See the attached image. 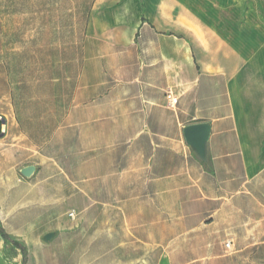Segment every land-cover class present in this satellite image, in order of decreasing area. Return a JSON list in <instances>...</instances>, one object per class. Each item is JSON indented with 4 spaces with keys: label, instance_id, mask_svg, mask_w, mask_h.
Segmentation results:
<instances>
[{
    "label": "crops",
    "instance_id": "0c3cea01",
    "mask_svg": "<svg viewBox=\"0 0 264 264\" xmlns=\"http://www.w3.org/2000/svg\"><path fill=\"white\" fill-rule=\"evenodd\" d=\"M238 2L244 6L251 0H94L88 37L114 47L135 44L141 57L133 95L138 109L117 116L147 121L142 129H133L130 142L134 150L143 145L139 151L148 153L147 168L156 174L131 181L117 177L121 198L116 215L134 217L118 225L123 232L118 243H108L106 236L105 243L60 240L50 245L42 237L52 231L40 235L39 228L29 241L24 232L43 214L30 220L0 211L2 228L10 236L0 235V264H29L28 258L41 264L48 261L45 256L53 264H166L172 254L170 237H162L164 243H125L124 233L171 232L174 214L193 221L208 214L227 216L231 228L259 233L260 242L245 248L259 244L264 255V15L239 21ZM111 50L102 57L119 55ZM173 92L179 105L170 111L166 94ZM166 115H174L175 123ZM195 123L211 126L204 159L179 138L185 126ZM68 194L60 205H70V210L57 208L51 215L53 232H65L74 219L90 226L100 223L102 231H109V220L102 217L111 215V209L94 206L93 189L69 187ZM75 195L81 199L73 200ZM12 241L47 254L30 258L27 250L24 261ZM228 242L230 248L235 244Z\"/></svg>",
    "mask_w": 264,
    "mask_h": 264
},
{
    "label": "rangeland",
    "instance_id": "374dc122",
    "mask_svg": "<svg viewBox=\"0 0 264 264\" xmlns=\"http://www.w3.org/2000/svg\"><path fill=\"white\" fill-rule=\"evenodd\" d=\"M93 3L0 0V119L6 121L5 134L0 137V211L12 217L28 215L30 220L43 214L24 232L29 241L35 239L39 228L40 235L52 231L50 239L48 234L42 237L50 245L60 240L82 245L86 240L105 243L106 236L108 243H118L123 237L119 227L123 218L132 222L134 217L116 215L121 198L117 177L131 181L133 176L156 174L147 168L148 153L139 151L143 145L134 150L130 142L133 129H142L147 121L117 116L139 106L133 100L141 63L137 46L114 47L111 42L90 39L87 27ZM263 15L264 0H251L244 6L238 2L239 21ZM111 49L119 55L102 57ZM168 94L166 106L174 111L179 98L173 92L178 102L171 106ZM165 117L175 123L174 115ZM179 138L185 142L183 130ZM28 167L35 170L25 176L23 170ZM69 187L77 192L93 189L98 200L94 206L111 209V215L102 217L109 220L108 232L102 231L100 223L90 226L78 219L66 223L65 232H53V210H70V205H60L61 199L69 197ZM72 199L81 198L75 195ZM174 212L178 211L174 208ZM169 219L171 232H125V243H164L162 237H170L172 254L166 264H264L259 244L245 248L248 243L260 242L259 233L251 236L243 226L231 228L227 216L208 214L193 221L174 214ZM230 240L235 244L227 248ZM27 250L30 258L47 254L40 248ZM43 259L48 261L41 264H53L51 256Z\"/></svg>",
    "mask_w": 264,
    "mask_h": 264
},
{
    "label": "water",
    "instance_id": "95a60500",
    "mask_svg": "<svg viewBox=\"0 0 264 264\" xmlns=\"http://www.w3.org/2000/svg\"><path fill=\"white\" fill-rule=\"evenodd\" d=\"M5 120L0 119V137H3L5 131L3 129ZM184 138L186 143L192 147L196 153L202 158H205L206 145L210 139L211 126L207 123H195L185 126L183 129ZM34 167H28L23 170L25 176H30L34 172ZM52 234L47 235V239H50Z\"/></svg>",
    "mask_w": 264,
    "mask_h": 264
},
{
    "label": "trees",
    "instance_id": "16d2710c",
    "mask_svg": "<svg viewBox=\"0 0 264 264\" xmlns=\"http://www.w3.org/2000/svg\"><path fill=\"white\" fill-rule=\"evenodd\" d=\"M0 235L6 240H10V238L7 236V234L5 233V231L2 227H0ZM12 244L22 251V254L24 256V261H27L28 253H27L26 249L22 245H20L19 243L15 242V241H12Z\"/></svg>",
    "mask_w": 264,
    "mask_h": 264
},
{
    "label": "built area",
    "instance_id": "2783aa9c",
    "mask_svg": "<svg viewBox=\"0 0 264 264\" xmlns=\"http://www.w3.org/2000/svg\"><path fill=\"white\" fill-rule=\"evenodd\" d=\"M167 97H168V100H169V104L171 106H175V104H177L178 98L175 97V96H173L172 93H169ZM70 216L73 217L74 216V212L70 213ZM231 244H232V242H227L226 247L227 248H230L231 247Z\"/></svg>",
    "mask_w": 264,
    "mask_h": 264
}]
</instances>
